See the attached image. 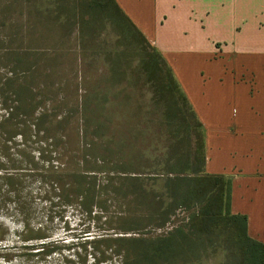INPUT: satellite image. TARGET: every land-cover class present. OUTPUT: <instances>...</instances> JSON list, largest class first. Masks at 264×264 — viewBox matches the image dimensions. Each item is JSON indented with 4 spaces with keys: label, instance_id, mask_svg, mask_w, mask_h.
Masks as SVG:
<instances>
[{
    "label": "rangeland",
    "instance_id": "374dc122",
    "mask_svg": "<svg viewBox=\"0 0 264 264\" xmlns=\"http://www.w3.org/2000/svg\"><path fill=\"white\" fill-rule=\"evenodd\" d=\"M42 1L45 8L49 0ZM71 30L37 23L29 1L0 0V264H122L130 238L163 233L186 216L176 209L163 226L133 225L144 208L122 173L97 157L98 141L74 104L85 86L98 95L103 84L99 71L83 73ZM37 46L56 55L35 68ZM141 82L97 109L114 141L123 124L148 119ZM143 142L135 131L127 135L132 147ZM223 255L209 247L203 262Z\"/></svg>",
    "mask_w": 264,
    "mask_h": 264
},
{
    "label": "trees",
    "instance_id": "16d2710c",
    "mask_svg": "<svg viewBox=\"0 0 264 264\" xmlns=\"http://www.w3.org/2000/svg\"><path fill=\"white\" fill-rule=\"evenodd\" d=\"M26 1L40 25L72 28L71 47H76L84 74L99 71L97 81L103 87L98 95L85 86L74 104L84 128L98 141L102 152L97 157L122 173L121 184L130 185L133 199L144 208L143 215L131 219L133 225L159 227L176 209L186 212L170 230L130 238L133 248L126 251L122 264H205L209 247L224 251L217 264H264V245L248 236L245 215L229 210L230 179L204 170L203 126L171 68L116 1L49 0L45 8L42 0ZM35 54L39 57L32 62L35 68L56 55L38 46ZM140 82L149 90L148 119L144 126L123 124L114 141L108 118L97 109L119 91L137 90ZM153 108L156 118L151 117ZM133 131L143 144L128 145L127 135ZM90 193L82 190L83 195Z\"/></svg>",
    "mask_w": 264,
    "mask_h": 264
},
{
    "label": "crops",
    "instance_id": "0c3cea01",
    "mask_svg": "<svg viewBox=\"0 0 264 264\" xmlns=\"http://www.w3.org/2000/svg\"><path fill=\"white\" fill-rule=\"evenodd\" d=\"M165 59L204 128L205 171L264 245V0H115Z\"/></svg>",
    "mask_w": 264,
    "mask_h": 264
}]
</instances>
